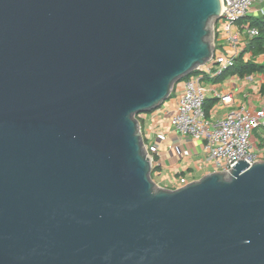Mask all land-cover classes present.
<instances>
[{
	"label": "water",
	"instance_id": "obj_1",
	"mask_svg": "<svg viewBox=\"0 0 264 264\" xmlns=\"http://www.w3.org/2000/svg\"><path fill=\"white\" fill-rule=\"evenodd\" d=\"M222 9L0 0V264H264V160L168 188L138 118L213 59Z\"/></svg>",
	"mask_w": 264,
	"mask_h": 264
},
{
	"label": "crops",
	"instance_id": "obj_2",
	"mask_svg": "<svg viewBox=\"0 0 264 264\" xmlns=\"http://www.w3.org/2000/svg\"><path fill=\"white\" fill-rule=\"evenodd\" d=\"M263 16L254 15V17ZM249 22L252 23V19ZM247 22V21H245ZM254 38L242 34L240 49L245 62H255L264 65V51L254 54ZM232 52V47L225 37L216 39V60L210 63L212 73L197 70L194 75L202 76L201 83L207 88V99L215 100L209 112V118L216 120L226 117L231 111L251 109L259 111L264 106V73L256 71L240 75L224 72L218 75L217 61L223 62ZM183 82H178L170 98L159 108L139 114L142 132L147 147L157 159V171L154 179L160 185L168 188H178L184 184L201 178L207 173L216 171L214 161L210 160L204 141L182 136L170 125V118L175 113ZM218 94H230V102H224ZM262 127L254 131V151L264 160V132ZM264 128V127H263ZM158 145L156 151L153 146ZM154 167V168H155Z\"/></svg>",
	"mask_w": 264,
	"mask_h": 264
},
{
	"label": "built area",
	"instance_id": "obj_3",
	"mask_svg": "<svg viewBox=\"0 0 264 264\" xmlns=\"http://www.w3.org/2000/svg\"><path fill=\"white\" fill-rule=\"evenodd\" d=\"M222 3L221 25L226 33V41L231 44L232 52L223 62L217 61L220 65L216 71L218 75L235 65L242 53L239 47L242 34L250 38L260 35V29L251 22L240 24L238 22L242 18L247 19L254 15L264 17V0H222ZM219 30L216 24V39ZM214 60L216 54L210 62L197 70H205L213 74L210 63ZM201 79L202 76L192 75L180 81L183 82V89L176 111L170 118L171 127L182 136L203 140L204 148L208 151L210 160L214 161L216 171L231 170L238 159H244L250 165L260 161L258 152L253 150L254 131L264 127V106L259 111L247 108L234 110L224 118L213 120L205 111L207 88L201 83ZM218 96L224 102L231 100L230 94H218ZM152 149L156 151L159 146L155 145ZM149 153L152 156L153 167L157 166L155 154L150 150Z\"/></svg>",
	"mask_w": 264,
	"mask_h": 264
},
{
	"label": "trees",
	"instance_id": "obj_4",
	"mask_svg": "<svg viewBox=\"0 0 264 264\" xmlns=\"http://www.w3.org/2000/svg\"><path fill=\"white\" fill-rule=\"evenodd\" d=\"M249 18L251 19L252 16H250ZM252 19H253L252 24L257 26L260 29V35L253 39L254 43L252 46V47H254L253 48L254 54H259V53L264 51V17H262V18L255 17ZM256 71L264 73V65L258 64L255 62H249V61L245 62L244 59L242 58V55H240L237 58L235 65L228 68V70L226 72L238 73L240 75H244V74L252 73V72H256ZM197 72L198 71L196 70V71L190 73L189 75L182 78L180 81L190 78L192 75L196 74ZM214 101H215L214 99L213 100L207 99L205 101V111H206V114L208 117H209L210 109L212 108V106L214 104ZM138 117H139V115H138ZM156 171H157V167H155L153 169V175L155 174Z\"/></svg>",
	"mask_w": 264,
	"mask_h": 264
},
{
	"label": "rangeland",
	"instance_id": "obj_5",
	"mask_svg": "<svg viewBox=\"0 0 264 264\" xmlns=\"http://www.w3.org/2000/svg\"><path fill=\"white\" fill-rule=\"evenodd\" d=\"M249 20H251L250 18H242L239 22H238V24H240V23H244L245 21H249ZM237 24V25H238ZM217 27L220 29L219 31H218V38H222V37H225V35H226V33H225V31L223 30V28H222V25H221V20H219L218 21V23H217ZM262 129V132H264V128L262 127L261 128ZM156 175H153V177H155Z\"/></svg>",
	"mask_w": 264,
	"mask_h": 264
}]
</instances>
